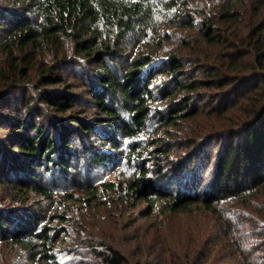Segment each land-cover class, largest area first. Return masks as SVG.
Returning <instances> with one entry per match:
<instances>
[{
  "label": "trees",
  "instance_id": "obj_1",
  "mask_svg": "<svg viewBox=\"0 0 264 264\" xmlns=\"http://www.w3.org/2000/svg\"><path fill=\"white\" fill-rule=\"evenodd\" d=\"M197 1L0 0V241L50 255L56 240L41 212L3 204L26 192L52 198L57 182L46 174L56 167L75 177L82 153L89 199L101 192L89 185L101 164L131 174L102 185L121 186L151 215L216 212L221 197L251 203L264 185V0H250L247 23L234 4L197 18ZM170 21L188 36H173ZM171 125L181 128L178 139ZM209 169L201 190L197 175ZM165 171L184 179L161 187ZM205 226L179 232V264H237L231 249L250 260L233 224H219L217 239L215 224ZM88 247L107 264H127L108 240Z\"/></svg>",
  "mask_w": 264,
  "mask_h": 264
},
{
  "label": "rangeland",
  "instance_id": "obj_2",
  "mask_svg": "<svg viewBox=\"0 0 264 264\" xmlns=\"http://www.w3.org/2000/svg\"><path fill=\"white\" fill-rule=\"evenodd\" d=\"M249 3L250 0H198L194 6L199 12L197 18H203L206 14H211L213 10H219L223 5L234 4L236 7L244 9L243 20L247 23L249 15L252 13V9L247 7ZM178 25V21H170L168 29ZM171 30L174 32L173 36L176 34L177 36L180 34L188 36L190 32V29L186 28L173 27ZM197 33L198 31H193L190 37ZM177 45L176 41H172L168 44V49L174 51ZM205 57H207V53ZM201 90L207 91L205 88ZM205 120L206 116H202L198 120L181 125L188 128V126L197 125L199 122L202 124ZM179 121L182 123V120ZM168 131L172 139H178L181 128L171 125L168 127ZM160 134H166L164 129L160 131ZM164 139H166L165 135ZM105 148L107 149V147ZM83 154L76 157L73 162V166L76 168L73 170V173L76 174L75 177L69 175V178H66L56 167H52L55 168L52 173L46 174L47 184L53 181V177L57 182L56 186L52 187L54 190L52 198L26 192L19 201L13 198L3 204L5 208L31 206L41 212V222H47L51 226L54 241L56 240L50 250V255L45 256L37 248L29 251L13 243L12 240L6 239L0 241V264H34L33 256L36 257V264H52L54 257L61 264H107L100 256L96 257L91 254L88 247L90 242L97 244L105 240L124 252L128 259L127 264H135L140 258L148 260L151 264H179L178 258H181L183 254L179 244V232L191 225L200 226L205 231L207 222L215 224V239H217L219 224H233L237 228V231H232L242 237V245L248 252L250 260L243 252L240 254L238 250L231 249V252L236 254L232 263L257 264L256 259L264 263V219L262 216L255 218L253 215L254 210H259L260 213L262 210L264 211V185L256 188L252 195L250 204L258 208H252L250 204H245L242 198L221 197L216 212H207L201 206H193L188 208L189 211L167 212L160 216L151 215L148 212L147 202L133 200L130 195H126L121 186H117V189H107L102 185L103 182L117 180L120 175H131L122 172L125 171L122 167L113 170L114 166L109 168L101 164L97 165L93 169V181L91 180L89 185L93 186L97 182L101 192L97 194V200L89 199L82 187L88 180L87 166L81 161ZM211 171L209 169L201 176L197 175V178H200L199 187L202 188L201 190L208 189ZM43 173L44 170L39 171L40 175ZM168 174L167 171L162 174L161 187L180 184V180L184 179V177L173 178ZM188 180L185 179V181ZM175 191L177 189L173 188L172 192ZM5 192L12 195L14 189H7ZM84 198L89 201H85ZM54 214H62L65 217H52ZM248 248L251 251H248ZM101 249L103 248L101 247Z\"/></svg>",
  "mask_w": 264,
  "mask_h": 264
}]
</instances>
